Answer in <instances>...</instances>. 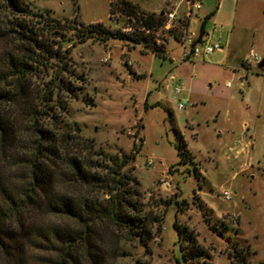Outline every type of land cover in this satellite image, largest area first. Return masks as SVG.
<instances>
[{
	"label": "rangeland",
	"instance_id": "obj_1",
	"mask_svg": "<svg viewBox=\"0 0 264 264\" xmlns=\"http://www.w3.org/2000/svg\"><path fill=\"white\" fill-rule=\"evenodd\" d=\"M22 1L43 18L64 24H101L111 32L124 27L123 17L109 11L111 0ZM125 1L140 12L158 14L180 0ZM252 1L202 0L190 31L198 32L210 15L205 39L212 42L231 33L243 57L252 49L264 61V13L259 14ZM241 6L250 13L238 12ZM244 22L252 24L250 30L241 29ZM167 42L165 58L115 39L103 43L92 38L70 49L71 73L66 77L75 97L60 94L59 102L66 108L60 110L63 121L70 132L78 130L83 139L92 140L101 156L129 155L141 142L126 168H134L144 211L157 221L144 246L114 228L105 229L99 238L101 264H264V172L254 180L249 176L255 170L240 172L248 158L264 167V138H257L243 153L234 144L238 138L250 142V131L242 135L244 122L250 129L264 126V68L256 64L244 72L224 54L205 62H179V45L170 38ZM171 78L175 86L181 84L179 96L173 94ZM32 84L39 92L40 81ZM178 100L184 102L183 110L177 108ZM178 134L194 156V165L180 163ZM224 191L229 201L222 197ZM180 245L184 257L189 252L197 257L181 261ZM236 249L242 250L243 262Z\"/></svg>",
	"mask_w": 264,
	"mask_h": 264
},
{
	"label": "trees",
	"instance_id": "obj_2",
	"mask_svg": "<svg viewBox=\"0 0 264 264\" xmlns=\"http://www.w3.org/2000/svg\"><path fill=\"white\" fill-rule=\"evenodd\" d=\"M111 1L110 13L124 19L115 32L101 24H64L34 13L22 0H0V264H101L100 233L110 227L142 246L152 239L157 221L144 211L134 168H126L141 142L129 155L101 156L92 140L69 131L60 113L66 109L60 94L75 97L66 77L74 43L122 40L165 58V46L144 33L160 29L165 12ZM208 19L200 23V37ZM183 27L170 32L174 41ZM36 80L39 92L32 89ZM177 136L180 163L193 164ZM179 247L181 261L197 257H184ZM235 251L243 262L242 250Z\"/></svg>",
	"mask_w": 264,
	"mask_h": 264
},
{
	"label": "built area",
	"instance_id": "obj_3",
	"mask_svg": "<svg viewBox=\"0 0 264 264\" xmlns=\"http://www.w3.org/2000/svg\"><path fill=\"white\" fill-rule=\"evenodd\" d=\"M184 3V8L181 10L180 7ZM201 0H182L170 10L164 13V24L163 26L156 31H145L144 33L151 36L155 45L167 46L168 38L171 40L172 37L170 32L174 31L179 23H183L184 27L181 31V36L176 43L180 47V52L178 55L179 62H191L193 59L204 58L210 56L215 52H221L222 46L217 42H210L205 39V35L200 37L198 32L190 31V24L192 17L195 16V10L200 8ZM261 62L258 54L254 50L250 49L247 55L242 60V69L247 71L250 66L259 64ZM126 65L129 66L130 63L127 61ZM170 82L173 84V94L179 96L182 92L181 84L175 86V79L171 78ZM226 86L229 87L230 83H226ZM179 110L184 109V102L178 100ZM150 166V163H147V167ZM224 200L229 201L228 192L224 191L222 193Z\"/></svg>",
	"mask_w": 264,
	"mask_h": 264
},
{
	"label": "crops",
	"instance_id": "obj_4",
	"mask_svg": "<svg viewBox=\"0 0 264 264\" xmlns=\"http://www.w3.org/2000/svg\"><path fill=\"white\" fill-rule=\"evenodd\" d=\"M182 0H180L179 2H181ZM246 1V0H245ZM248 1V0H247ZM252 1V0H251ZM178 2V3H179ZM201 2H202V0H201ZM252 2H254V1H252ZM177 3V4H178ZM255 4H256V11L260 14H262V13H264V1L263 0H256L255 2H254ZM201 5V4H200ZM173 6V5H172ZM200 9V8H199ZM250 11L251 10H248L245 6H241V8L239 7L238 8V12H240V13H242V15L243 14H248V13H250ZM207 16H210V15H207ZM207 16H205V17H207ZM242 19H244V17H242ZM204 20V19H203ZM245 20V19H244ZM248 20V19H247ZM240 25H242L243 27L241 28V29H243V30H250V28L252 27V24L251 23H249V25H247V23L246 22H244V23H241ZM200 26V25H199ZM256 29L255 30H258V26H256L255 27ZM199 30V29H198ZM205 31V30H204ZM206 35V34H205ZM211 38V36H208V38ZM254 38V35H252V39ZM213 40V39H212ZM174 41V40H173ZM208 41H209V39H208ZM176 42V41H175ZM212 42H217V43H219L221 46H222V50H221V52H215V53H213L212 55H210V56H206V57H204V58H197L199 61H202V62H205V60L206 59H208V58H210L211 60H212V56L214 55V54H218V55H223L224 54V56H226V57H228L229 58V60L230 61H233V62H238L239 63V65H240V67H241V65H242V60H243V55L240 53V49H239V47H236V46H234L233 44H232V40H231V33L230 34H227V35H220L219 37H217V39H215V40H213ZM196 60V59H195ZM261 62H263V64L262 65H260L261 64ZM260 63H259V65H258V69L259 70H262L263 68H264V61L262 60ZM194 65V64H193ZM192 65V66H193ZM259 66H261L260 68H259ZM251 69V66L249 67V69L248 70H250ZM243 70V69H242ZM244 72H246V71H244ZM230 114V112H229V110L228 109H226L225 110V115H224V117H225V121H228V115ZM258 119L260 120V114H258ZM244 128V129H243ZM243 130H244V132H243ZM250 131V132H249ZM247 132H249L248 133V139L250 140V142H247V143H243V140L241 139V138H238L237 140H236V142L234 143L235 144V148H241L242 147V150H240L242 153L243 152H245L246 150H245V148H247L248 146H249V144L251 145V147H252V145H253V141H255V140H257V138L259 139L260 137H261V139H263L264 138V126H263V128L262 129H260V128H257L256 126L255 127H252L251 129H250V127L248 126V124L247 123H243L242 124V135L245 137L246 135V133ZM244 148V149H243ZM239 152V151H238ZM240 153V152H239ZM192 155V154H191ZM193 156V155H192ZM194 157V156H193ZM251 159L250 158H248L246 161H245V163L244 164H242L241 166H240V172H249V170H255V173L256 174H250V178L252 179V180H254V178H256V176L255 175H257V173H259V174H261V172H264V167H262V166H260L259 165V163L258 162H255L254 163V161H250ZM237 222L239 223V218H237Z\"/></svg>",
	"mask_w": 264,
	"mask_h": 264
},
{
	"label": "water",
	"instance_id": "obj_5",
	"mask_svg": "<svg viewBox=\"0 0 264 264\" xmlns=\"http://www.w3.org/2000/svg\"><path fill=\"white\" fill-rule=\"evenodd\" d=\"M163 13H161V15H162ZM263 64V62H261V65ZM261 66H259V68H260Z\"/></svg>",
	"mask_w": 264,
	"mask_h": 264
}]
</instances>
